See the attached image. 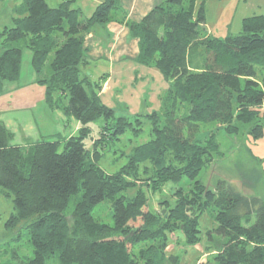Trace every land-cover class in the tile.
I'll list each match as a JSON object with an SVG mask.
<instances>
[{
  "label": "trees",
  "instance_id": "1",
  "mask_svg": "<svg viewBox=\"0 0 264 264\" xmlns=\"http://www.w3.org/2000/svg\"><path fill=\"white\" fill-rule=\"evenodd\" d=\"M204 3L164 0L127 22L138 39L136 60L156 68L167 87L159 110L136 114L149 119L151 138L133 146L113 172L99 165L97 145L121 139L132 122L100 100L81 65L89 63L88 33L124 19L118 0H98L88 16L69 0L56 6L21 0L13 8L12 24L0 31V94L21 77L29 52L48 106L62 105L79 122L69 137L19 145L9 142L0 120V188L12 195L15 210L5 228L17 229L13 239L25 236L31 246V255L15 264H178L169 234L179 229L187 243L198 242V214L206 209L214 220L207 261L264 264V193H244L225 179L210 188L196 179L221 154L214 130L199 137L203 128L245 130L254 139L264 134V13L243 17L237 33L216 36L205 25ZM194 46L201 47L199 67L191 64ZM94 120L101 136L91 149L85 139ZM183 177L193 180L187 191L179 187L173 204L161 200L151 208L148 190ZM102 202L111 223L94 216Z\"/></svg>",
  "mask_w": 264,
  "mask_h": 264
},
{
  "label": "rangeland",
  "instance_id": "2",
  "mask_svg": "<svg viewBox=\"0 0 264 264\" xmlns=\"http://www.w3.org/2000/svg\"><path fill=\"white\" fill-rule=\"evenodd\" d=\"M46 1L49 6H56L62 0ZM20 2L21 0H0V31L5 25L12 24L13 8ZM97 3L98 0H69V5L78 8L80 13L85 16L93 12ZM204 5L205 25L216 36H225L229 32L237 33L242 28L244 16L264 13V0H205ZM200 50V46L190 49L191 64L196 65L201 59ZM135 63L121 71L110 70L102 59L90 60L89 63L81 65L82 74L91 81L92 88L99 94L100 100L118 114L127 115L132 122L121 139L107 140L105 146L102 145V147L100 144L97 145V149L101 152L98 163L108 172L116 171L127 161V154L133 146L151 138L149 119L146 116L136 117V114L159 110L161 94L167 87V81L156 68L144 67L138 62ZM105 81L108 82V89L102 92ZM48 107L55 111L58 108L62 109V105ZM42 111L40 110V112ZM63 112L66 116L65 124L68 129H71L73 120L76 118L66 115L65 111ZM136 118H140L141 124L135 121ZM99 124V120L89 123L91 137L86 138L85 143L91 149L94 139L101 136ZM135 127H140L141 130L135 131ZM212 128H203L199 137H207L208 132L214 130L221 154L216 155L214 161L203 168L196 179L201 180L210 188L219 179H225L234 183L244 193L260 191L263 194L264 175L261 174V171H264V134L260 138L254 139L245 130H240L237 134H227L220 127ZM102 136L105 140L109 139L107 133ZM192 184L193 180L183 177L177 182H166L161 189L155 192L148 190L149 205L155 209L158 207L155 203L161 200H167L173 204L175 200L173 193L176 189L182 187L187 191ZM14 211L12 195L7 196L0 188V261L2 264H15L31 255V246L26 237L22 236L21 242L15 241L13 238L19 235L18 230L8 231L9 229L5 228L8 217ZM111 214V209L103 202L98 204L94 210V216L107 223L112 222ZM198 220L201 234L199 241L194 244L187 243L183 232L179 229L169 234L168 250L171 251V254L179 256L178 264H212L207 261L211 257L209 254L205 255V246L209 242L207 230L213 227V212L209 209L202 210L198 214ZM215 241L214 243L217 245V239Z\"/></svg>",
  "mask_w": 264,
  "mask_h": 264
},
{
  "label": "crops",
  "instance_id": "3",
  "mask_svg": "<svg viewBox=\"0 0 264 264\" xmlns=\"http://www.w3.org/2000/svg\"><path fill=\"white\" fill-rule=\"evenodd\" d=\"M162 1L164 0H118L124 19L112 20L102 28L97 27L95 32L88 33L84 45L89 61L102 59L110 70L118 71L138 62V39L131 34L127 22L139 21ZM26 54L21 77L6 84L0 94V120L10 132L9 142L27 145L41 137L66 138L76 133L79 127L77 120H73V126L68 129L63 110H50L45 103L44 86L36 82L29 52ZM200 62L199 60L196 65H192L199 67ZM139 65L146 67L141 63ZM107 89L108 82L105 81L101 91Z\"/></svg>",
  "mask_w": 264,
  "mask_h": 264
}]
</instances>
